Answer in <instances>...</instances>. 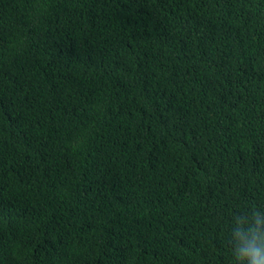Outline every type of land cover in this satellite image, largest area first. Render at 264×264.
I'll list each match as a JSON object with an SVG mask.
<instances>
[{"label":"trees","instance_id":"trees-1","mask_svg":"<svg viewBox=\"0 0 264 264\" xmlns=\"http://www.w3.org/2000/svg\"><path fill=\"white\" fill-rule=\"evenodd\" d=\"M0 264H264V0H0Z\"/></svg>","mask_w":264,"mask_h":264}]
</instances>
